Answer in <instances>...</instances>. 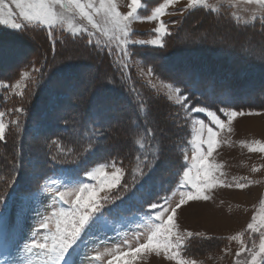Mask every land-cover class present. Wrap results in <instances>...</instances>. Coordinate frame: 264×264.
<instances>
[{
  "label": "trees",
  "instance_id": "obj_1",
  "mask_svg": "<svg viewBox=\"0 0 264 264\" xmlns=\"http://www.w3.org/2000/svg\"><path fill=\"white\" fill-rule=\"evenodd\" d=\"M191 20L196 25H189ZM220 20L230 36L216 35L213 27H219ZM205 25L207 31L202 30ZM263 39L264 27L259 24L241 26L232 23L226 14L221 19L195 10L171 29L162 48H143L140 52L155 75L180 87L189 95L191 104L213 111L221 107L259 111L264 110ZM47 44L43 33L0 34V82H13L29 62L59 59L65 63L56 68L42 65L43 74L16 103L5 90L0 91V109L13 103V107L20 106L24 111L21 125L0 143V202L13 194H36L47 179L68 175L70 170L78 169L82 175L96 165L114 162L123 168L125 176L114 201L103 211L145 184V192L138 195H150L140 206L141 212L122 214L144 213L147 204L158 202L176 187L184 165L178 147L187 139L186 129L177 124L168 137L160 135L172 125L166 113L172 111L169 104L153 95L133 71L123 74L119 66L117 70L107 54L87 48L81 41L63 39L53 53L46 52ZM61 57L67 60L61 61ZM81 65L91 69V78L79 80L83 75ZM142 102L150 113L147 119L139 107ZM97 111L107 117L102 128L87 119L89 113ZM160 113L167 122L157 120ZM33 126H38L37 135L31 131ZM149 127L155 131V139L145 134ZM139 141H143V149ZM161 147L168 163L153 172L150 166L145 167L142 158L155 156ZM193 244V240L187 241L184 255H196Z\"/></svg>",
  "mask_w": 264,
  "mask_h": 264
},
{
  "label": "rangeland",
  "instance_id": "obj_2",
  "mask_svg": "<svg viewBox=\"0 0 264 264\" xmlns=\"http://www.w3.org/2000/svg\"><path fill=\"white\" fill-rule=\"evenodd\" d=\"M113 2L116 3L117 10L121 14H127L129 11L127 5L130 0H113ZM163 2L164 0H141V7L138 9L137 14L140 17L150 16L155 8ZM96 3L98 4L99 0H96ZM195 10L219 15L221 19L226 14L232 23L241 26L264 25V8L256 3L249 4L247 0H195L194 7L189 6V0H175L166 9V14L162 15L159 20H134L130 25L129 38L132 40L160 39L164 46L166 37L171 34V29L175 28L186 14ZM57 11L63 10L57 7ZM65 15L69 17L71 14L65 13ZM96 19L100 21L102 27L106 26L101 17H96ZM161 22L165 23L167 33L170 34L161 33L157 35L155 33V28ZM72 23L74 27L87 29V31L77 33L74 36L68 29L67 23L57 25L53 29L34 25L19 31L0 25V34L7 33L11 36H17L20 33H27V31L43 33L49 44H47L48 51L46 49V52L51 50L52 53L55 51V45L63 39L81 41L87 48L90 47L100 53L107 54L113 59L115 68L118 70V66L120 67L121 73L128 74L133 71L141 83L148 87L153 95L165 99L164 101L169 104L172 110L171 113L166 112L171 116L169 122L172 125L165 131L159 132V134L168 137L174 130L173 125L177 124L186 129L187 139L183 145L178 147V152L182 157L187 154L188 160L182 159L184 165L187 164L188 167H191L192 151L188 141L192 139L193 129H199V126L193 125L192 121L204 120L207 126L213 128L216 126L211 123V120L204 113L189 112L185 117L184 111L175 104L178 95L175 92V87L160 80L153 70L149 74L151 68L141 59L142 53L140 50L143 48H162L163 46L129 44L122 47L119 41L114 38L110 39L111 33L105 36L103 33L92 29L86 20L74 17ZM189 25H196V22L191 20ZM206 26L208 25L203 26L202 30L207 31ZM213 30H215L217 36H224L229 33L221 20L219 27H213ZM198 36L196 34V37ZM89 40L92 41L91 44L88 43ZM216 40H219V38L216 37ZM193 41L197 42L199 39L193 38ZM244 45L250 44L246 43ZM260 49L263 50V48ZM125 51L128 53L127 56L124 55ZM60 60L66 61L67 58L64 60L61 57ZM63 64L65 63H61L59 59L29 62L20 70L13 82H0V91L5 90L7 95L12 97L16 103L22 98L25 91L27 92L28 89L32 88L36 78L43 74L41 73L42 65L56 68L64 66ZM79 70L83 72V75L79 76V80L83 81L86 78H91L89 67L81 65ZM168 97H171V100ZM111 100L109 102H112ZM191 105L196 106L195 104ZM17 108L22 107H13V103H9L7 107L0 109V112L4 113L0 119L7 126L5 130L6 137L9 133L15 132L14 128L21 125L24 111L18 113L15 111ZM177 111H179L180 117L178 120L176 119ZM215 112L225 121V127L217 130V147L212 156L209 157V162L217 166L214 173L216 186L207 191L206 194L210 197L207 201H189L177 210L174 222L178 224V230L181 234L187 232L194 234L190 240H193L194 251H196L194 256L184 255L183 251L181 258L185 261L195 260L196 264H252L251 252L253 248L259 251L260 236L259 233L251 232L247 226L252 222L254 215L259 217L260 210L264 207V152L259 150L264 147V110L245 111L244 113L252 114L237 116L233 118L231 124L227 123V117L223 113L219 110ZM164 118V114H157V120L167 122V118ZM122 120L120 118V121ZM13 121H18V124H14ZM37 127L33 126L31 128L34 135H37ZM203 134L206 137V129ZM4 141H0V143ZM250 149H256V151H250ZM117 168L121 169L120 173H117ZM88 170H91V168ZM183 170H187V168ZM105 171L109 175H121L119 185L115 188L106 189L111 197L106 204L108 205L114 201L125 173L123 168L118 165L116 167L110 166ZM180 173L182 177L183 171L181 170ZM84 174L80 175L81 178H84ZM54 179L64 182L69 179V176L62 175L47 179L42 190L36 195L13 194L0 202V264H28L29 260L33 261V264H40L44 259L42 256L28 254L24 246L25 244H31L33 239L42 241L46 230L40 229L41 222L46 217H50L53 210L66 207L58 202L55 205L52 203L57 188L60 186L51 183ZM239 184H243L244 187H237ZM176 189L177 185L165 196L160 197L159 201L167 198L174 206L179 200V193ZM104 194L100 193L101 196ZM105 211L108 213V209ZM147 211L149 210L146 208L145 212ZM142 215H130L129 218L120 215L118 220L112 219L109 221L104 217L106 225H102L88 233L73 253L75 264H92L96 256H99L100 259L95 261V264H124L125 260L131 259V257H124L117 261L111 253L118 245H120L121 251L125 250L124 244L135 247L136 233H147L150 230L151 224L147 218L141 219ZM50 228L54 230V222L50 224ZM173 230L176 231L177 229ZM34 233L36 235H33ZM197 233L199 235H196ZM236 236H239L240 239H233ZM187 241L184 242V246ZM242 247H246L248 251L242 252ZM237 253H240V255L237 256ZM134 264H177V262L176 260H169L164 250H160L158 254L154 249H145L143 252L137 253ZM256 264H262L260 256L257 257Z\"/></svg>",
  "mask_w": 264,
  "mask_h": 264
},
{
  "label": "snow or ice",
  "instance_id": "obj_3",
  "mask_svg": "<svg viewBox=\"0 0 264 264\" xmlns=\"http://www.w3.org/2000/svg\"><path fill=\"white\" fill-rule=\"evenodd\" d=\"M174 2L175 0H164L150 16L140 17L137 12L141 7V0H130L127 5L129 8L127 14H121L113 0H99L98 4L96 0H0V25L19 31L34 25L53 29L57 25L67 23L68 29L75 36L77 33L87 31V29H78L73 26L72 18L79 17L82 20H86L92 29L103 33L105 36L111 33L110 39L114 38L119 41L122 47L129 44L162 47L163 44L160 39H130V25L134 20L138 19L159 20L162 15L166 14V9L169 5ZM247 3H256L261 8H264V0H247ZM189 6L194 7L195 0H189ZM57 7L63 11L58 12ZM65 13L71 15L66 17ZM96 17H101L106 26L102 27ZM155 33L157 35L167 33L165 23L161 22L155 28ZM88 43L91 44L92 41L89 40ZM124 55H128L127 51L124 52ZM151 72L152 69H149V74ZM175 92L178 94L175 104L184 111L185 117H187L189 112L204 113L216 127L207 126L204 120L192 121L193 125L199 126V129H193L191 133L192 139L188 141L191 145L192 164L191 167H188L187 164L182 165L183 175L178 179L176 189L179 193V200L174 206L171 205L167 198L147 204L146 207L149 211L144 212L141 219H148L151 224L150 230L147 233H136L135 247L124 244L125 250L121 251L120 245H118L111 253L117 261L124 257H131V259L125 260L124 264H134L137 253H141L145 249H154L158 254L160 250H164L167 258L176 260L177 264H196L195 260L185 261L181 258V253L185 247L184 242L190 240L194 234L192 232L181 234L178 230V224L174 221L177 210L189 201H207L210 199L206 193L216 186L214 173L217 166L209 162V157L212 156L217 147V130L225 127V121L215 111L209 110L207 106L191 105L189 103V95L182 93L180 87H176ZM168 99L171 100V97H168ZM139 107L145 111L147 119L150 113L146 109L145 103L142 102ZM15 111L22 113L23 109L17 108ZM219 111L227 117L228 124H231L233 118L237 116L252 114L229 110L227 107H221ZM3 115L4 113L0 112V118ZM179 118V111H177L176 119L178 120ZM87 119L94 126L101 128L107 122V117L99 111L89 113ZM13 123L18 124V121H13ZM6 127V124L0 119V141L6 140ZM205 129L207 131L206 137L203 134ZM145 134L155 139V131L152 127L146 128ZM138 143L139 148L143 149V141ZM132 148L135 149V143ZM136 150L138 151L139 149ZM259 150L264 152V147ZM250 151H256V149H250ZM182 158L187 161V154H184ZM137 160H141V157H137ZM142 163L145 167L150 166L151 170L155 172L160 166L168 163V157L165 155L163 147H161L155 156L144 155ZM110 166L116 167L114 162L112 164L102 163L99 166H94L91 170L86 171L84 178H81L78 169H73L68 173L69 179L67 181L60 182L55 179L51 181L52 184L60 185L52 203L55 205L58 202L66 207H59L58 210H53L52 215L41 222L40 229L46 230L42 241L33 239L31 244H25L24 246L28 254L44 257L40 264H75L73 253L86 238V235L93 229L106 225L103 209L111 199L106 189L115 188L121 181V175H109L106 173L105 169ZM184 168H187V170H183ZM120 172L121 169L117 168V173ZM177 176L179 177V173H177ZM237 187L243 188L244 185L239 184ZM124 190L127 189L125 188ZM145 190L146 185L141 184L127 199H122L119 203H113L108 208V214L119 218L122 213L141 212L140 206L144 204V199L147 195H150V192H147L144 197L139 196L138 193H144ZM100 193L105 194L101 196ZM53 222L54 230L50 228V224ZM247 227L251 232L259 233L260 236L259 251L253 248L251 252L252 264H256L258 256L261 257V262L264 264V231H262L264 229V207L261 208L259 217L254 215L252 222ZM173 229L177 230L174 231ZM33 235L36 234L34 233ZM196 235L199 234L197 233ZM233 239H240V237L236 236ZM241 251H248V249L242 247ZM239 255L240 253H237V256ZM99 259L100 257L96 256L92 264H95V261ZM28 264H33V261L29 260Z\"/></svg>",
  "mask_w": 264,
  "mask_h": 264
}]
</instances>
